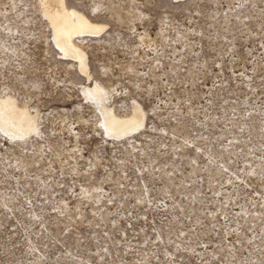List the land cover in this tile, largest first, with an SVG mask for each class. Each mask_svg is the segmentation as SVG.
I'll return each mask as SVG.
<instances>
[{"label": "rangeland", "instance_id": "obj_1", "mask_svg": "<svg viewBox=\"0 0 264 264\" xmlns=\"http://www.w3.org/2000/svg\"><path fill=\"white\" fill-rule=\"evenodd\" d=\"M66 1L105 24L88 82L39 0H0V93L38 127L0 131V264H264V0ZM92 79L143 126L106 137Z\"/></svg>", "mask_w": 264, "mask_h": 264}, {"label": "bare ground", "instance_id": "obj_2", "mask_svg": "<svg viewBox=\"0 0 264 264\" xmlns=\"http://www.w3.org/2000/svg\"><path fill=\"white\" fill-rule=\"evenodd\" d=\"M39 5L51 27L53 45H56L55 47L65 59L70 58L77 63L78 72L88 82L91 79V73L87 53L82 48L84 46L77 43L76 39L83 35H95L96 37L97 34L103 32L105 24L92 21L82 11L69 6L66 0H39ZM142 39L145 38L142 37ZM80 89V93L87 101H90L95 112L98 113L99 125L106 137L122 138L143 126L145 112L136 100L131 101L130 110L127 113L119 114L112 105L108 104L112 95V88L109 86L93 80L91 83L82 85ZM11 95L9 93L0 95V131L14 141L16 139L24 141L29 134L38 131L36 114L23 105L24 103L19 104Z\"/></svg>", "mask_w": 264, "mask_h": 264}]
</instances>
